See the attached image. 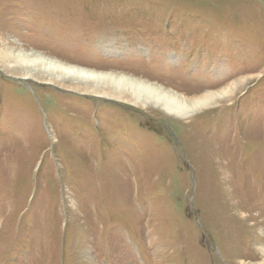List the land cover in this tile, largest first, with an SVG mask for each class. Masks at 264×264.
<instances>
[{
	"label": "rangeland",
	"instance_id": "374dc122",
	"mask_svg": "<svg viewBox=\"0 0 264 264\" xmlns=\"http://www.w3.org/2000/svg\"><path fill=\"white\" fill-rule=\"evenodd\" d=\"M9 44L184 98L241 81L182 119L0 64V264L264 261V0H0Z\"/></svg>",
	"mask_w": 264,
	"mask_h": 264
},
{
	"label": "bare ground",
	"instance_id": "6f19581e",
	"mask_svg": "<svg viewBox=\"0 0 264 264\" xmlns=\"http://www.w3.org/2000/svg\"><path fill=\"white\" fill-rule=\"evenodd\" d=\"M0 64L12 75L27 80L47 79L49 83L59 84L63 87H65V83H68L72 86L71 88L88 91L90 95L95 94L101 98L111 97L121 100L130 97L138 105L162 106L167 113L182 119H188L196 111L211 107L218 101L229 98L235 94L234 92L240 86L239 82L241 81L237 80L223 88L208 91L195 98H184L169 92L151 80L119 71L72 65L24 47L19 49V46L17 48L15 44H9L7 48L0 50ZM82 94H86V92ZM261 264H264V261Z\"/></svg>",
	"mask_w": 264,
	"mask_h": 264
}]
</instances>
